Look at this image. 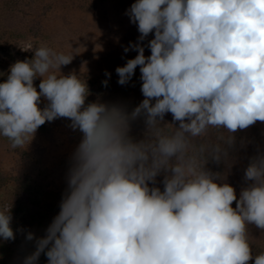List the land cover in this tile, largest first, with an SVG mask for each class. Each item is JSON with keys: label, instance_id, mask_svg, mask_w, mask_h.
<instances>
[{"label": "clouds", "instance_id": "9594fccd", "mask_svg": "<svg viewBox=\"0 0 264 264\" xmlns=\"http://www.w3.org/2000/svg\"><path fill=\"white\" fill-rule=\"evenodd\" d=\"M125 15L140 35L117 83L139 67L144 97L131 111L89 101L86 79L61 71L72 46L34 47L0 82V137L12 149L60 118L82 134L45 234L14 229L11 203L0 206V241L34 242L21 264L42 254L47 264H264L249 239V226L264 232V148L245 157L238 194L227 180L251 143L237 133L264 123V0H135Z\"/></svg>", "mask_w": 264, "mask_h": 264}, {"label": "rangeland", "instance_id": "374dc122", "mask_svg": "<svg viewBox=\"0 0 264 264\" xmlns=\"http://www.w3.org/2000/svg\"><path fill=\"white\" fill-rule=\"evenodd\" d=\"M132 3L128 0H0V82L6 80L10 65L31 59L34 55L31 49L41 44L64 52L71 51V46L76 49L72 63L62 66L61 71L75 72L88 81L98 75L101 59L108 52L133 54V51L124 52V47L131 40L137 42L140 35L137 26L125 15ZM152 38L150 34L147 40ZM39 83L40 78L34 80L38 91ZM73 150L70 132L61 126L44 132L38 130L23 151L12 149L10 142L0 137V173L7 177L14 175L23 168L26 155L53 168ZM15 195L12 182L2 187L0 206L8 205Z\"/></svg>", "mask_w": 264, "mask_h": 264}, {"label": "trees", "instance_id": "16d2710c", "mask_svg": "<svg viewBox=\"0 0 264 264\" xmlns=\"http://www.w3.org/2000/svg\"><path fill=\"white\" fill-rule=\"evenodd\" d=\"M128 1L135 2V0ZM131 42L135 43L134 40H131ZM136 55L135 51L131 55L120 53L117 50L108 52L101 59L98 75L87 81L92 93L88 100L94 101L99 98L103 102L123 104L129 111L137 106L144 99L140 90L142 81L140 80L139 67H137L135 75L125 86L117 83L119 77L115 71L118 66H124L128 59H132ZM145 55H150V49L147 47L145 48ZM106 70L111 73L110 78L105 76ZM106 79L108 80V85L104 87L102 81ZM170 117V113L166 114L165 121L172 122ZM69 123L70 121L66 118H60L53 122H46L38 130L44 132L53 127H66L70 132V138L75 150L82 134L78 130L74 132L68 126ZM144 132L145 125L142 118L133 122L130 133L133 138L142 139ZM237 137L238 139L246 138L251 141L247 152L240 153L239 162L232 167L227 177L228 182L236 188L238 194V191L243 186V169L247 164L245 157L253 154L257 145L264 148V123L257 122L256 125L249 129L238 132ZM70 156L62 158L53 168H48L42 165L37 158L26 155L23 168L14 175L7 177L0 173V189L10 182L16 187L14 200L8 204L11 205L13 203L12 226L14 229L23 227L34 232L37 237L45 234V229L60 211L59 206L62 195L67 187L66 176ZM208 167L213 171H223V165L218 167L214 164H209ZM159 179H162V177ZM159 186L162 188V185ZM233 207H235V203ZM249 232L253 253L264 252V232L255 228V226H249ZM32 251H34V242H26L24 236L18 233L15 241H0V264H21L23 257ZM38 264H47L45 255H41ZM249 264H254V261H250Z\"/></svg>", "mask_w": 264, "mask_h": 264}]
</instances>
